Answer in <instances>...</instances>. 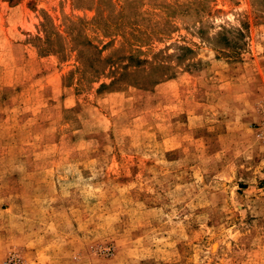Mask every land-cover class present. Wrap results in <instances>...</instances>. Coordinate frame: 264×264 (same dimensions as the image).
I'll return each mask as SVG.
<instances>
[{
    "label": "rangeland",
    "instance_id": "obj_1",
    "mask_svg": "<svg viewBox=\"0 0 264 264\" xmlns=\"http://www.w3.org/2000/svg\"><path fill=\"white\" fill-rule=\"evenodd\" d=\"M264 0H0V264H264Z\"/></svg>",
    "mask_w": 264,
    "mask_h": 264
},
{
    "label": "built area",
    "instance_id": "obj_2",
    "mask_svg": "<svg viewBox=\"0 0 264 264\" xmlns=\"http://www.w3.org/2000/svg\"><path fill=\"white\" fill-rule=\"evenodd\" d=\"M260 136L264 139V120H263L262 125L260 127Z\"/></svg>",
    "mask_w": 264,
    "mask_h": 264
}]
</instances>
